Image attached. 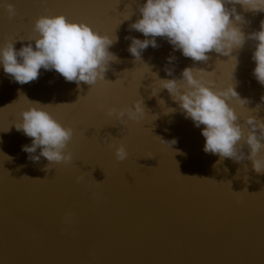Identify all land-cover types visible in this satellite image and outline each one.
<instances>
[{"label": "water", "instance_id": "water-1", "mask_svg": "<svg viewBox=\"0 0 264 264\" xmlns=\"http://www.w3.org/2000/svg\"><path fill=\"white\" fill-rule=\"evenodd\" d=\"M143 2L0 0V45L16 39L19 50L30 43L41 15H64L116 38L108 49L116 60L93 86L44 69L35 81L18 84L0 68V264H264V171L256 172L248 159L205 153L200 128L166 89L153 96L151 88L154 76L179 80L185 67L214 89L232 83L248 100L242 106L229 101L246 134L248 115L264 121V86L252 75L255 42L246 39L229 56L210 51L206 61H193L156 37L158 47L149 46L137 61L127 51L130 38L145 37L129 25ZM235 9L246 37L259 30L264 12ZM230 56L238 61L233 72ZM137 99L145 110L139 121L125 118L121 125L107 114ZM30 102L46 105L73 130L65 149L69 162H33L21 150L31 138L14 123ZM172 139L175 144L167 143ZM120 145L127 152L123 161L115 156ZM241 151L246 157L247 145Z\"/></svg>", "mask_w": 264, "mask_h": 264}, {"label": "clouds", "instance_id": "clouds-1", "mask_svg": "<svg viewBox=\"0 0 264 264\" xmlns=\"http://www.w3.org/2000/svg\"><path fill=\"white\" fill-rule=\"evenodd\" d=\"M237 4L252 12H264V0H144L138 8L139 17L129 27L145 39L131 37L127 51L139 61L142 51L149 46L158 47L156 37H161L173 51L179 50L184 57L206 61V53L214 51L229 56L249 39L255 42L251 56L255 64L252 75L264 86V20H261L258 31L246 37L235 23L242 20L235 9ZM6 9L9 16L15 14L11 3L6 4ZM128 18L126 15L123 19ZM33 30L35 37L19 50L14 48L16 39L0 45V68L18 84L35 81L40 70L44 69L55 71L66 82H74L77 86L80 82L93 86L97 81L105 80L109 62L116 60L108 50L115 37L101 34L86 23L69 21L64 15H41L34 21ZM166 59L171 63L174 57ZM230 60L233 72L238 61L235 56H230ZM164 71L166 75H172L171 68L165 67ZM212 83L199 72L194 74L192 68L185 67L179 80L156 79L154 76L151 88L153 96L166 89L185 118L200 128L205 153L235 161L248 159L256 172L264 171V157H258V153L264 150V121L248 115L245 134L229 101L235 100L242 106L248 103L247 98L242 99L232 83L223 89H214ZM260 100L264 103V96ZM159 103L163 105L164 102L160 100ZM45 106L30 102V106L21 111L20 120L14 123L18 132L31 138V143L21 145V150L33 162L44 157L49 163H67L72 157L65 149L72 139L73 130L54 119ZM175 111L173 108L165 109L166 113ZM107 114L115 115L123 125L125 118L132 121L142 119L145 110L142 100L137 99L129 107L109 108ZM167 143L175 144L176 141L172 139ZM244 145L249 149L246 157L241 151ZM115 156L120 161L126 158L123 145L116 147Z\"/></svg>", "mask_w": 264, "mask_h": 264}, {"label": "snow or ice", "instance_id": "snow-or-ice-1", "mask_svg": "<svg viewBox=\"0 0 264 264\" xmlns=\"http://www.w3.org/2000/svg\"><path fill=\"white\" fill-rule=\"evenodd\" d=\"M118 3H119V2H117V3L115 4V7H117ZM17 39H20V37H17Z\"/></svg>", "mask_w": 264, "mask_h": 264}]
</instances>
